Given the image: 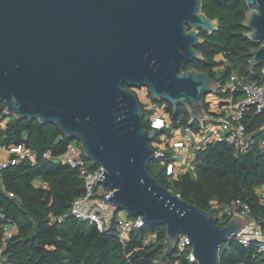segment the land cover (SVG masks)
Masks as SVG:
<instances>
[{
    "label": "water",
    "instance_id": "obj_1",
    "mask_svg": "<svg viewBox=\"0 0 264 264\" xmlns=\"http://www.w3.org/2000/svg\"><path fill=\"white\" fill-rule=\"evenodd\" d=\"M245 5L244 36L258 45L250 50L253 68L264 64V0ZM202 8L201 0H0V103L9 116L55 124L77 140L103 170L94 184L113 190L103 204L164 227L170 242L186 236L199 264H219L223 244L248 220L219 225L149 174L155 133L123 87H144L152 101L201 119L218 81L184 67L201 59L199 32L219 26Z\"/></svg>",
    "mask_w": 264,
    "mask_h": 264
},
{
    "label": "trees",
    "instance_id": "obj_2",
    "mask_svg": "<svg viewBox=\"0 0 264 264\" xmlns=\"http://www.w3.org/2000/svg\"><path fill=\"white\" fill-rule=\"evenodd\" d=\"M201 1L202 12L210 20L217 19L219 26L211 35L199 32L204 39L196 47L201 59L184 68H195L213 78L218 71L220 82L232 72L248 80L258 79L263 65L251 68L249 64L250 50L258 45L244 36L245 0ZM219 55L225 62L216 58ZM152 104H164L165 113L175 125L179 120L178 125L198 129V121L190 118L184 106H172L165 100ZM207 109L205 104L204 113ZM151 113L152 110L144 109L145 117ZM241 123L254 141L246 152L235 155L230 143L212 142L197 152L192 170L176 180L170 181L164 167H156L157 161L150 164L149 174L184 201L213 215V203L225 206L235 200L246 202L251 220L264 237V198L258 194L264 186V150L259 147L264 140V112L250 107ZM146 127L149 128L148 123ZM168 131L155 130L153 141ZM69 142L55 124L16 119L7 115L0 103V149L22 145L33 156L20 157L15 165L0 173L1 264H152L165 249L164 227L145 224L130 232L123 245L113 228L101 233L93 223L67 215L72 202L84 192L77 170L56 161L66 152ZM89 168L94 170L97 165L89 163ZM37 179L42 183L39 186L35 185ZM59 217H64V221L59 223ZM4 220L12 221L16 232L3 245ZM149 235L155 238L146 243ZM258 243L252 240L244 246L236 238L227 240L220 251L219 264H264Z\"/></svg>",
    "mask_w": 264,
    "mask_h": 264
},
{
    "label": "built area",
    "instance_id": "obj_3",
    "mask_svg": "<svg viewBox=\"0 0 264 264\" xmlns=\"http://www.w3.org/2000/svg\"><path fill=\"white\" fill-rule=\"evenodd\" d=\"M216 58L225 62L221 55ZM219 77L217 71L214 77L218 81L217 89L206 100L208 109L203 117L196 120L199 123L197 130L190 125H178L179 120L175 125L169 115L165 113L164 105L152 104L148 95L142 97V100L146 101L143 103L146 104L139 101L142 107L146 106L143 109L152 110L151 114L144 116L149 129L154 132L162 129L170 130L168 133H163L158 140H152L149 143L154 150V161L164 167L165 174L170 181L191 171L197 152L202 150L206 144L226 141L234 147L235 155L246 152L254 144L252 136L245 131L241 120L250 107H255L258 113L264 112L259 109L264 105V101H261L264 90V64L259 78L255 80H248L245 76L235 72L230 73L224 82H220ZM217 92L224 96H219ZM259 147L264 150V140L259 142ZM5 151L7 157L0 159V173L8 166L15 165L20 157L29 156L30 159H33L32 154L30 155L22 145ZM56 161L76 169L84 182V192L72 202L68 216L93 223L101 233L113 228L116 238L123 245L127 242L130 232L145 225L141 221V216L129 217L124 213L125 215L120 217L118 212L115 213L113 208L100 201V199L111 195L113 190L109 187L105 188L103 185L94 184L95 179H100L103 170L100 166L94 170L89 168V163L84 158L77 140H70L66 152ZM9 196L12 197L13 194L10 193ZM259 196L264 198L263 194ZM211 206L217 212V222L221 224H225L233 216L247 219L248 225L235 238L244 246L249 245L252 240H257L259 242L258 252L264 255V237L255 221L251 220L250 209L246 202L235 200L229 205L222 206L213 203ZM57 221L59 223L64 221V217H59ZM4 224L3 245L16 232V225L12 221L4 220ZM246 228H249L248 233L243 232ZM153 238L155 235H149L146 243ZM164 244L165 249L162 256L156 257L152 264H199L194 259L186 236L179 235L175 242H170L166 237ZM2 249L3 247H0V264Z\"/></svg>",
    "mask_w": 264,
    "mask_h": 264
},
{
    "label": "rangeland",
    "instance_id": "obj_4",
    "mask_svg": "<svg viewBox=\"0 0 264 264\" xmlns=\"http://www.w3.org/2000/svg\"><path fill=\"white\" fill-rule=\"evenodd\" d=\"M134 92H135V94H136L138 100H139L141 103L146 102L145 100H144V101L142 100V97H143L144 95H149L148 92H147V89H146V88H144V87H142V88H137V87H135ZM217 94H218L219 96H224V94H221L220 92H217ZM212 95H213V94H208V95L205 97V102H206V100H207L210 96H212ZM143 104H146V103H143ZM162 105H164V104H160V106H162ZM212 105H213V108H215V106H214L213 103H212ZM144 106H145V105H144ZM145 107H146V106H145ZM152 163H154V161H152L151 164H152ZM155 165H156L157 168H160V165H159L158 163H156ZM191 170H192V169H191ZM260 188L264 189L263 186L260 187ZM260 188H259V189H260ZM108 209H111V208L108 207ZM213 213H214L215 215H217V212H214V211H213ZM124 215H125V214H124L123 211H118V216L123 217ZM243 232H244V233H248V232H249V228H246Z\"/></svg>",
    "mask_w": 264,
    "mask_h": 264
},
{
    "label": "crops",
    "instance_id": "obj_5",
    "mask_svg": "<svg viewBox=\"0 0 264 264\" xmlns=\"http://www.w3.org/2000/svg\"><path fill=\"white\" fill-rule=\"evenodd\" d=\"M7 157V153H6V151L5 150H2V149H0V159H4V158H6ZM42 183H41V180L40 179H37L36 181H35V185L36 186H39V185H41ZM264 187V186H263ZM258 194L260 195V194H263L264 195V189H262V188H260V189H258Z\"/></svg>",
    "mask_w": 264,
    "mask_h": 264
},
{
    "label": "flooded vegetation",
    "instance_id": "obj_6",
    "mask_svg": "<svg viewBox=\"0 0 264 264\" xmlns=\"http://www.w3.org/2000/svg\"><path fill=\"white\" fill-rule=\"evenodd\" d=\"M123 87L129 89V90L132 91V92H134V90H135V87H130V86H128L127 84H123ZM141 88H142V87H141ZM134 93H135V92H134Z\"/></svg>",
    "mask_w": 264,
    "mask_h": 264
}]
</instances>
